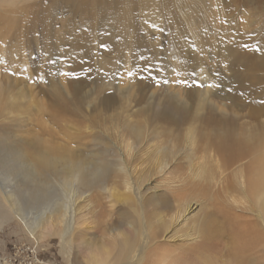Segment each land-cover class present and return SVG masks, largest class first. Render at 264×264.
<instances>
[{"label":"rangeland","instance_id":"1","mask_svg":"<svg viewBox=\"0 0 264 264\" xmlns=\"http://www.w3.org/2000/svg\"><path fill=\"white\" fill-rule=\"evenodd\" d=\"M199 65L212 79L210 102L226 112L227 125L246 129L264 123V0H0L2 138L37 147L41 143L35 139L40 138L82 150L91 145L84 126L98 112L88 104L103 96L105 88L126 101L112 100L113 108L131 111L175 95L194 113L203 90L195 73ZM208 105L200 110L203 114L211 110ZM42 111L58 112L69 124L60 121L61 128L50 132L59 120L44 118L45 124L37 125ZM76 119L85 125L76 127ZM194 127L208 131L201 123ZM169 175L175 176L173 169L164 175L154 171L146 187L165 191L170 203L177 204L174 190L166 185ZM213 177L193 179L201 186L189 192L194 199L187 211L157 240L146 245L140 241L144 259L194 263L195 253L209 248L212 264H264V224L256 215L260 203L245 198L239 187L224 188L234 182L230 171L221 175L217 169ZM15 182L0 169V264H88V249L108 238L102 210L116 224L133 214L115 197L98 194L100 190L95 192L99 199L92 192L83 193L86 200L77 199L75 183L63 188L52 177L50 203L67 204L68 214L50 228L49 217L34 223L47 212V201H26L18 206V215L10 210L1 191L10 192ZM113 186L123 191L119 183ZM158 203L143 206L154 224ZM237 214L259 224L263 234L255 245L243 246L234 236ZM161 215L165 219V212ZM60 229L68 230L65 239ZM81 234L94 246L81 244Z\"/></svg>","mask_w":264,"mask_h":264},{"label":"bare ground","instance_id":"2","mask_svg":"<svg viewBox=\"0 0 264 264\" xmlns=\"http://www.w3.org/2000/svg\"><path fill=\"white\" fill-rule=\"evenodd\" d=\"M106 64L108 63L104 61L105 67ZM195 73L203 90L198 93L194 113L175 95H168L167 100L157 104L146 103L145 106L131 111L120 105L113 108V92L105 88L103 96L100 93V97L88 104L98 111L91 113L92 124L85 125L76 119V127L85 125V129L89 130L91 142V145L82 150L76 145V152L68 145L40 138L35 139L38 144L41 143L38 147L26 141L6 142L0 131V169L6 176H13L16 181L10 192L1 191L5 194L4 200L10 210L19 213L18 206L21 208L26 201L31 204L47 201L49 207L44 206L48 213L41 212L34 223L38 224L40 220L49 217L47 224L51 228L54 220V225H58L68 214L67 204L59 207L57 203H50L51 193L48 188L52 177L57 178L63 188L70 189L75 183L76 198L80 200H86L82 197L86 192H92V196L95 194V198H98L95 192L100 190L98 194L105 193L109 199L115 197L119 202L128 205L133 214L116 224L110 212L102 210L101 216L105 221L103 225L108 238L88 249V264H174L152 256L144 259L140 241L146 245L157 240L159 234L174 224L191 206L194 198L188 196L189 192L201 186L200 181L194 182L193 179H213L218 169L221 175L230 171L236 183L229 181L224 188L239 187L245 198L250 197L255 203H260L256 215L264 224V123L246 129L227 125L229 118L225 116L226 112L220 111L219 107L210 102V95L214 93L213 82L204 66L199 65ZM115 100L120 101V104L126 102L121 96L119 100L118 97ZM206 104H209L211 110L203 114L200 110ZM40 116L42 120L38 119L36 122L40 126L47 119L54 121L57 117L59 122L50 128L53 133V129L61 128L60 121L69 124L55 111H42ZM195 123H201L208 131L196 132ZM65 135L70 138L68 134ZM80 139L82 134L78 141ZM201 153L207 155L208 159L200 156ZM169 168L173 169L176 177L169 175L166 185L174 190L177 204L170 203L165 191L162 192L155 186L146 187L150 185L148 181L154 171L159 170L164 175ZM116 182L122 187L121 193L113 186ZM175 183L179 185H174ZM25 193L28 194L26 198ZM145 194L148 195L147 198ZM157 199L159 211L154 224L147 217L143 206L145 202ZM162 212H165V219ZM17 213L15 214L18 215ZM1 215L3 216L2 213ZM19 215L27 220L21 213ZM63 217L65 219L62 220ZM234 218L238 219V230L234 232V236L243 246L255 245L262 239L263 233L259 224L244 221L241 214L234 215ZM36 224L31 227L32 232ZM156 227L159 228L157 232ZM67 232V229H60L59 234L65 239ZM84 235H78L80 243L94 246ZM158 249L157 245L153 252L157 254ZM211 254L209 248H202L194 255L197 261L187 264H212L214 259L209 257ZM235 255L244 257L237 251Z\"/></svg>","mask_w":264,"mask_h":264},{"label":"snow or ice","instance_id":"3","mask_svg":"<svg viewBox=\"0 0 264 264\" xmlns=\"http://www.w3.org/2000/svg\"><path fill=\"white\" fill-rule=\"evenodd\" d=\"M65 75L71 76V75H72V73H65Z\"/></svg>","mask_w":264,"mask_h":264}]
</instances>
